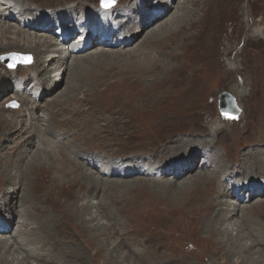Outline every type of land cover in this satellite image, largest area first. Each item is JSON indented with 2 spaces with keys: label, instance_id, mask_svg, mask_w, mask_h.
<instances>
[{
  "label": "rangeland",
  "instance_id": "obj_1",
  "mask_svg": "<svg viewBox=\"0 0 264 264\" xmlns=\"http://www.w3.org/2000/svg\"><path fill=\"white\" fill-rule=\"evenodd\" d=\"M28 1H38L40 4L42 3V6L45 5V7L49 6V8L56 9L61 8L62 5L75 1L102 3V0ZM110 1L112 4L109 6H105L103 3L101 5L104 8H112L117 3L116 0ZM126 1L129 2V0ZM135 1L137 0H130L131 3ZM138 1L141 2L140 0ZM178 1L181 0H171V2H168V4H173L170 10L162 19L150 23V27L148 26L144 31H141L138 38L132 41L133 44L131 43V45L128 46L129 49L141 40L143 42L144 40L146 41L147 39L143 37L149 29L161 23H165L169 18L176 15L175 12L180 8V6L176 8ZM212 1L205 0L204 3L199 5L200 7L198 6L195 9L196 14L194 13V16L201 17L202 22L200 26H196L197 28L194 27L190 31H187L186 36L185 32H182V30L179 31L178 28L163 37L160 35L157 39L151 40L148 43L145 42L147 43L145 45L146 47L141 46L147 50L153 48V50L161 55L158 60L164 57L168 59L166 64L155 65V68L150 67V70L145 73V76L158 74L148 87L135 85L134 83L138 82L137 77L124 74L125 60H123L122 56L121 63H114L107 70L114 75H107L105 77L101 71H97L94 76L87 77L84 82L80 83L74 89L75 92L71 93L72 96L62 97L67 98L66 101L54 102L53 99L55 95L61 93L68 84V76L66 73H64L63 80L60 81L59 85L53 90H48L51 83L55 80L53 77H55L58 68V66H55L51 69L50 79L47 80L46 84L40 85L37 91L33 88L38 86H35V84L39 77H31L30 72L27 70V68L33 64L34 57L36 56L34 54L14 50L16 46L12 44V41L9 43L11 48L7 50L3 49L4 51L0 53V113L5 114L8 118H15L19 115V118L16 119L24 118V120H26L24 124L26 127L32 128L31 133L38 137L43 149L34 148L32 151L37 152L39 155L44 151L42 156L55 166L50 172L39 175H32L30 172H27L26 174H29L30 181H22L23 187L21 186L19 188V186H17L19 195L16 202H18L20 210H26V217L30 222L40 221L41 217L48 213L54 214L57 217L59 215V220L54 222L55 224L52 226L53 234L55 235H53V239L55 238L56 242L54 245H50L55 251L59 249L63 250L61 253L62 259L64 258L63 262L61 260L62 263L93 264V260L95 261L98 259L97 264H103L106 258L111 254L110 249L116 245L117 247L114 248L116 251L113 250L114 253L112 254L114 255L117 253L126 259L122 261V258L119 257L117 263L110 260L107 264H138L137 258L133 255L131 248L137 251V246L139 244H145L147 237L150 235H152V239L159 243L160 246L164 244V248H162L158 256L162 258L160 259L161 264H178V262L184 259L180 255L181 252H187L185 255L189 257V261H191L192 264H236L237 261H242L243 264H253V259L255 258L264 261V192L258 197L255 196L254 194L256 192L253 190V185L252 188H250L251 184L249 183L243 184L245 186L237 190L235 197H240L239 201H243V204H240L241 207L248 206L245 216L249 221L247 220L246 224L241 223L242 228L240 229H243V236L238 240V243L247 244V246H250V250L231 254L228 251L225 252V250H222V246L224 245L221 246L218 243L221 237L218 236L216 232L211 233L210 231L212 225L211 215L215 213L214 209L217 206L212 205L214 203L213 201L212 203L205 202L209 197V191L207 193L205 188L213 187V185L216 184V178L219 174L218 170L212 171L205 170L204 168L197 170L209 174L212 178L210 181H203L192 187L191 193L187 197L188 199L186 198L187 205L184 204V207L179 204L175 205L176 203L170 198H172V195L177 194V191H180L178 184L185 180V178L190 177L192 179L197 171H194L180 180H175L165 186L159 187L145 182L141 178L132 180L131 178H133V175L117 178L122 180H117L113 178V176L110 178H103L108 175V168L105 164H102L99 159H96L95 162H93L92 169L89 167L91 166L90 164L86 166L88 171L92 173L102 171L103 175L98 173L99 176H97L95 173L94 174L95 177L103 181L124 183L117 185V187H110L109 189H105L101 184H97L96 186L99 187L98 189L99 191L101 189V191L96 196H91L90 194L93 189L90 183H85V181L80 178L81 171L85 169V164L81 160V157L83 158L85 155H89L91 149H93L92 156L100 153L106 157L109 156L108 158L111 160L115 159L124 162L131 158L128 153L136 148L137 150H155L158 146L168 143V141V146H171L170 141L174 136H177L176 134L178 132H186L183 136L189 137L185 143V145L189 144L188 147L193 143H195L193 144L194 146H191L195 147L196 143L207 142V144L202 146L201 151H198L196 158L193 160V164L196 168L201 165L203 157L206 156L210 158L211 162V164L207 163L208 168L211 169L216 163L220 167L235 169L240 176L243 174L240 178V182L259 181L261 185L264 186V177H258L252 174L248 166L250 164L249 158L261 156L260 151L264 150V0ZM199 2H201V0H199ZM213 10L215 11L213 12ZM41 11L46 12L45 14L48 16L47 14L49 13L47 11ZM96 11L94 9L92 17L96 16ZM151 11L153 12V10ZM204 11L205 13L203 14ZM206 11L208 12L206 13ZM119 12L121 16L118 18L122 20L128 18L130 15H132L130 18L135 17L134 14H127L125 11ZM211 12L213 13L211 14ZM137 16L139 17L141 15L139 14ZM214 16H216L215 19L213 18ZM19 18L20 17L14 12V19L17 20ZM137 18L134 19L136 20ZM85 19L86 18H84L83 21H85ZM65 21L64 25L66 29L64 30L68 37L66 40H62L65 34L60 35L59 33L61 30L58 31L54 28L52 22L42 24L41 26H43L44 30L39 32L49 37V39L54 40L58 38V41H63L66 44H64L66 57H68V61H71L70 58L73 54L68 56L69 52L67 47L80 43V41L78 42L77 34L82 31L77 27L82 23L80 19H69ZM112 26H115V22L112 23ZM133 28V25H129L127 31ZM204 29L209 30V40L205 44L206 47H201L199 45H202L201 35ZM117 37H119V35ZM108 39H111V36ZM5 43L6 41H2L1 44L7 45ZM85 45L87 44L82 43L81 46L84 47ZM19 46L33 48V46L21 43ZM100 46L102 45H93L91 49L81 54L87 55L91 50L95 51L102 49L99 48ZM104 48L108 49L105 46ZM8 52H15L28 56V58H30L29 64L18 63L14 68H9L1 59V56ZM167 53H174V57H168ZM48 56L49 55L45 53L42 56V60L47 59ZM49 61L50 60H47L45 64L49 63ZM51 66L52 65L49 67ZM157 68L159 70H157ZM178 72H181V75L176 76ZM6 73L12 76V82H9L8 90L3 88L6 85L4 84L7 78ZM162 76L165 77V85L159 84V80ZM170 76H172V78L174 77V80L171 81L169 85H166L171 80H168ZM200 79H203V86L198 82ZM131 80L137 81L131 86ZM243 80H245V85H243ZM95 82H99V84L94 86L93 83ZM19 84H22L20 88H18ZM19 89H25L24 91L26 93L23 95L26 99L25 104L19 99L21 98V91H19ZM43 91L44 93L42 94ZM183 91L185 93H182ZM199 91L200 93H198ZM40 93L42 94L41 96ZM224 93L233 97L239 109V112L234 116L228 114V112L220 111L219 109V103L221 102L220 95ZM178 94H183V97L180 95L181 98L180 96L178 98ZM50 98L53 101L50 103L48 101L47 104V100ZM33 100L41 105L40 108L37 109L33 106L32 109L34 110L31 109L30 106H32ZM29 104L30 106L28 107L27 105ZM31 111L35 112V116L40 115V121L28 119V113ZM25 113L26 117L24 116ZM89 117H91L90 119H93V121H96L95 117H104L106 120L100 125L95 124L93 130H91V124L95 123L93 121H88L89 125H87V123L85 125L82 123V125L80 123H74L76 120L85 122ZM9 124L10 121L5 118L0 119V145H2L0 154L6 153L7 148L15 144V140L18 139L13 137L11 141L2 142L3 139L1 138H5L3 133L8 130L7 126H10ZM207 127L213 132L208 131L206 129ZM142 128L147 129L140 130ZM14 129L17 130L18 128L15 127ZM106 130L111 134L105 133ZM14 133L20 135V129ZM119 135L123 138L119 139ZM7 137L9 136L7 135ZM50 138L51 140L53 139L59 142L57 143L56 152L50 146L53 145L52 142L50 143ZM70 139L74 142L72 141V143H69ZM68 143L70 145H67ZM6 145L9 146L5 149ZM78 147L81 148L82 152ZM245 152L247 153L244 154ZM82 154L84 156H82ZM187 156H189V153L181 158L185 160L186 163L187 158L185 157ZM67 159H69L68 161L70 162H68ZM2 160L3 158L0 155V163ZM158 160L159 158H156L148 169V171L154 173L157 178L163 176L168 168V166L159 163L160 160L159 162ZM63 162L65 163L63 164ZM73 164L76 166L78 165L79 171L72 172L74 168ZM117 164L119 165L118 169L122 171H126L130 168L123 163ZM241 166H243V168H241ZM173 168H175V166ZM220 170L223 171L222 168H220ZM249 170L250 173H248ZM56 172L66 180L73 179L72 181L61 184L64 189L63 193H59L56 188L51 187V183L60 184L55 177L56 174L54 173ZM0 175L1 202L6 199V195L3 192H5L7 184H4L6 178L1 171V164ZM166 177L171 180L174 179L173 174L170 173L167 174ZM78 190L80 191L78 192ZM109 194H111V197ZM227 195L228 194H226V198L229 200L227 204L232 206L234 203L232 204L231 202L235 200ZM102 196L106 199L109 197V202L107 204L109 209L107 212L110 214L107 216H103V214L99 212L100 208L97 205L98 201H103L104 198L100 200ZM89 200L93 207L90 213L91 216L88 218L95 227L104 225L106 227L107 237L105 234L104 237L101 236V241L95 242L96 244L92 242L93 244H91V249H93V251L95 246L101 244L106 246L101 252V257L93 256L92 254L87 255L88 257L85 263L81 258H77L75 253L68 251V246L71 247L67 241L68 238H70L69 234L71 228L67 222H76V217L74 218L75 215L70 212H72L73 207L75 209L77 208V211H80L82 208L81 202H87ZM66 201L69 203H66ZM260 203H262V207L259 206ZM252 206L254 207L253 210L249 208ZM45 207L47 209H45ZM183 209L186 212H184ZM240 212L241 211H238L239 215L241 214ZM154 213L159 214V216L155 218ZM238 216L234 215L232 219L223 221L221 229L226 226L229 227V229H234L235 227L233 224L236 223V225H239ZM16 219L11 220L10 222L12 223L8 222V234L14 233L17 230V227H15L17 224ZM1 222L3 223V221ZM39 223L41 224V222ZM146 223L152 224L146 226ZM247 224L251 227H257L259 230L253 232V237L246 231L247 226L245 225ZM44 227L45 225L41 224V228L39 227L40 230L32 231L33 229H30L28 230L29 232L25 231L20 234L21 239L18 240V243L21 245L22 249H24L25 255L29 257H27V259L30 264H51L50 258L53 256L44 253V247L49 245L42 233ZM235 231L236 230H233V234L236 233ZM86 233L84 232V235L88 236ZM2 236L4 237L6 235L3 234ZM90 237L92 238V235H90ZM104 238H107L106 241L103 240ZM256 240L258 241L256 242ZM39 247L43 248L44 254L39 256L40 258L31 253L35 250L39 251ZM224 247H228V245ZM17 255L21 258L23 253L17 252ZM82 255L84 257V252ZM61 262L59 258H57L55 264H62Z\"/></svg>",
  "mask_w": 264,
  "mask_h": 264
},
{
  "label": "bare ground",
  "instance_id": "obj_2",
  "mask_svg": "<svg viewBox=\"0 0 264 264\" xmlns=\"http://www.w3.org/2000/svg\"><path fill=\"white\" fill-rule=\"evenodd\" d=\"M140 1L141 2H139L137 0L133 3H131L130 0H129V2L126 0H116L117 3L112 8H104L101 5L102 3H100V2L99 3H94V2L88 3L85 1H75V2H71L69 4L64 3L65 5H62L61 8L56 9V8H49V6L45 7V5L42 6L41 5L42 3L40 4L38 1H37L38 2L37 3V2H32V1L30 2L28 0H0V53L3 52L4 50L10 49L11 46L9 45V43H10V41H12L13 42L12 44H14V46H16V48H14V50L34 54L36 56V57H34V60H33L34 65L32 64L29 68H27V70L30 72L31 77H34V78L36 76L39 77L37 80L38 83L37 82H36V84L34 83L35 86L36 85H38V86H36V88L35 87L33 88L37 91H38L40 85L46 84L47 80L50 79V72H52L51 69L54 68L55 66H58L55 77H53V79L55 78V80L51 83L48 90H53L57 85H59L60 81L63 80L64 73H66L68 76V84L66 85V87L64 88V90L61 93L55 95V98L53 99L54 102H56V101L60 102L62 100L66 101L67 98H62V97L72 96L71 93L75 92L74 89L80 83L84 82V80L87 77L94 76L97 71L98 72L101 71L105 77L107 75L108 76L114 75V74L109 73L107 70L109 69V67L112 64L120 62L122 59V56H123V60H125V68H124L125 70L123 71L124 74L127 76H130V75L136 76L138 79L137 83H134L137 80L136 81L131 80L130 81L131 86L134 83L135 85H139L142 87H146V86L148 87L150 85V83L154 80V78H156V76L158 74L145 76V73H147L150 70V67H154L155 65L158 66L159 64H162V65L166 64V62H168V59H167V57H164V58L158 60L161 55L159 53H157L155 50H153V48L147 50L146 48H143L141 46H145L149 41L157 39L160 35H162V37H163L164 35L172 32L178 28H179V31L182 30V32H185V36H186L187 31H190L192 28H194L196 26H200L202 19H201V17L194 16V13H195V9L200 4L204 3L205 0H201V2H199V0H181V1H178L176 8L179 6H180V8H178V10L175 12L176 15L169 18V20L166 21L165 23H163V24L161 23V24L157 25L156 27L149 29L147 31V33L145 34V36L143 37L147 40L146 41L144 40V42L141 40L140 42L133 45L132 48L129 49L128 46L131 45L132 41H135L134 39L138 38L141 31H144V29L148 28L150 23H154V22H157L160 19H162L164 17V15L170 10V7L173 6V4H168V2H171V0H140ZM212 2H215V1H212ZM107 6H109V5H107ZM94 9H95V11H96V9L102 10L99 14L100 16H98L99 18L96 19L97 22L96 21L94 22L93 17H92V15L94 13ZM173 9H174V7H173ZM179 9H181V10H179ZM41 10L47 11L49 13V14H47L48 16H46V14H45L46 12L41 11ZM145 10H147V11H145ZM151 10H153V12ZM37 11H40V12H37ZM119 11H125L127 14H134L135 17L130 18V16H132V15H130L128 18L122 20V19L118 18L121 16ZM214 11L215 10H213V12ZM14 12L16 13V15H18L20 17L19 19H17V20L14 19ZM146 12H147V14H146ZM207 12L208 11H206V13ZM213 12H211V14ZM138 13L141 16L138 17L137 16V15H139ZM153 13H155V14H153ZM204 13H205V11L203 12V14ZM84 18H86L85 23L83 21ZM134 18H137V19L135 20ZM207 18H208V15H207ZM213 18L215 19L216 16H214ZM69 19H73V20L74 19L75 20L80 19L81 20L80 22L82 24H79V26L77 25L78 26L77 28H79L82 31L81 33L77 34L78 40L82 38L81 34L84 31L87 32L86 37L82 41H80V43L67 47V50L69 52L68 56L73 54V55H71V58H70L71 61H68V59H67L68 57H66L67 55H66L65 50H64L66 44L64 42L58 41V38H55L54 40L49 39V37L45 36L42 33L40 34V32H39L41 30H44L43 26H41L42 24L52 22V25L54 28H56L58 31L61 30L60 34H62V33L65 34V30H64V29H66V27L64 25L66 22L65 20L68 21ZM8 21H10L11 23ZM98 22H100V24H98ZM113 22H115V26H112ZM46 25H48V24H46ZM129 25H133L134 28L130 31H127ZM196 28H195V30H196ZM206 29H208V28H206ZM128 33H129V36H128ZM208 33H209V30L204 29V32L201 35L202 45L200 44L199 46L206 47L205 44L209 40ZM118 35H119V37H117ZM110 36H111V39H108ZM179 36H181V35H179ZM181 37H183V36H181ZM64 38L68 39L67 36H64ZM2 41H6L5 44H7V45H2L1 44ZM145 42H147V43H145ZM20 43L21 44H27L28 46H33V48L19 46ZM82 43L83 44L86 43L87 45H85L83 47V46H81ZM93 45H102L99 47L102 49H98L95 51L91 50V51H89V53L87 52L88 53L87 55L81 54V53H84L85 51L91 49V47H93ZM104 46L107 47L108 49H105ZM95 47H98V46H95ZM185 47H186V45H185ZM188 48H189V46H188ZM45 53H47V55H49V56L47 59L42 60V56ZM184 53H185V51H184ZM173 55H174V53H171V54L167 53L168 57L172 58V57H174ZM20 56L24 57V58L27 57V56L22 55V54H20ZM47 60H50V61H49V63L45 64L47 62ZM202 62H203V60H202ZM21 64H25V63H21ZM50 65H52V66L49 67ZM9 68H11V67H9ZM113 68H115V67H113ZM157 70H159V69L157 68ZM160 73H162V72H160ZM6 75H7V78L4 81V84H6V85L3 88L7 89L9 86V82L10 83L12 82L11 81L12 76L9 73H6ZM178 75H181V72H178L176 74V76H178ZM163 77L164 76H162L159 80L160 85H165L164 84L165 77L164 78ZM168 80H170V81L166 85H169V83L174 80V77L172 78V76H170L168 78ZM198 82H200V85L203 86V79L198 80ZM93 84H94V86H97L99 84V82H95ZM21 85L19 84V87L18 86L17 87L20 88ZM243 85H245V80H243ZM103 86H104V84H103ZM24 90L25 89H19V91H21V98H19V99L22 100L23 104L26 103V101H25L26 99L23 96L26 93ZM132 90H133V88H132ZM200 91L198 93H200ZM43 93H44V91L42 92V94ZM182 93H185V92L183 91ZM42 94L40 93V96ZM180 95L181 94H178V98ZM181 96H180V98H181ZM184 98H186V97H184ZM53 100L51 98L48 99L47 104H48V101L50 103ZM27 106L29 107L30 104ZM33 106H35L38 109V108H40L41 105L37 104V102L35 100H33L32 106H30L31 109ZM32 110H34V109H32ZM19 116H16L15 118L14 117L8 118L5 114L0 113V119L5 118L6 120L10 121V124H9L10 126H7L8 130L5 131V133H3L5 138H1V139H3L2 142L5 143L8 141H11L13 137L18 138L15 140L16 143L13 144L12 146H10V147H8L9 145L5 146V149L8 147L6 150V153L4 152V153L0 154L3 158V160L0 163L1 164V171L3 172V176H5V178H6V181L4 184L7 183L6 187H5V192H3L6 195V199H5V201L0 202V217H2V218H0V264H30L28 259H27L28 256L25 255V251H24V249H22L21 245L18 243V240L21 239L20 234L22 232H25V231L29 232L28 230H30V229H33L32 231L40 230L39 227L41 228V224L45 225L44 229L42 228L44 230V231H42V233L45 236V240L47 241V243H49V245H46L44 247V253L50 254V256H53L50 258L51 264H55L57 258H59L60 262H61V260L63 262L64 258L62 259V255H61L63 250L59 249V250L55 251V249L53 250L51 245H50V244L54 245V243L56 242V239L55 238L53 239V235H54L53 233L54 232L52 230V228H53L52 226H53V224H55L54 222L59 220V218H60L59 215L57 217L54 214L48 213L45 216H42V217L40 216L41 217L40 221L37 220V221L30 222V221H28V219L26 217V210H23V209L20 210V206L18 205V202H16L18 195H19L17 186H19V188H20L22 186V181H27V182L30 181V177L28 176L29 174L28 175L26 174L27 172H30V174H32V175H39V174H42L45 172H50L53 168H55L54 165H52L45 157L42 156L44 151H42V154H40V155L37 152L32 151V149H34V148L42 149V147L40 145V141L38 140V137H36L33 133H31L32 128L26 127V125L24 124V122H26V120H24V118L16 119V118H19ZM24 116L26 117V113ZM39 116L40 115L35 116L34 111H31L28 113V119H31V120L35 119L37 121H40ZM90 118L91 117L86 119L85 122L80 121V120H76L74 123H80V124L82 123L83 125H85L87 123V125H89L88 121H93V119H90ZM95 119H96V121H93L95 123L91 124V130H93V126L95 124L100 125L102 122H104L106 120V118H104V117H95ZM108 122H109V119H108ZM15 127H17L18 129L15 130L14 129ZM19 129H20L21 133H20V135L19 134L16 135L14 132L18 131ZM44 129H46V128H44ZM144 129H147V128H142L140 130H144ZM206 129L210 132H213L208 127ZM105 133L111 134L107 130ZM185 133L186 132H184V133L178 132L176 134L177 136H174V138L170 141L171 146H168V144H169V141H168V143H165L162 146L161 145L158 146V148L155 150H152V149H150V150H145V149L137 150V148H136V149L132 150L130 153H128V155L131 156V158L130 159L128 158L129 160H126L124 162H120L119 160H115V159L111 160L108 158L109 156L106 157L100 153H97V154L95 153L96 155L92 156V150L93 149H91L90 150L91 153L89 155L84 156L83 155L84 153L82 154V156H84V157L83 158L81 157V160L85 164V169L81 171L80 178L82 180H84L85 183H87V182L90 183V186L93 188V189L91 188L92 190H91L90 194H91V196H96L101 191V189L99 191V189H98L99 187L96 186L97 184H99V185L101 184L103 187H105V189L106 188L109 189L110 187H117V185H119V184H124V183H118V182H106V181H103L102 179L95 177V174L97 176H99V174L103 175L102 171L101 172L96 171V173L94 172L95 174L88 171L86 166L90 164L91 166H89V167L92 169L93 168L92 167L93 162H95L96 159H99L102 162V164H105L108 168V170H107L108 175L103 177V178H110L113 176V178L117 179L118 177L120 178L121 176L133 175V178H131L132 180L137 179V178H141L145 182H149V183H151L155 186H159V187L165 186V185H167V184H169L175 180H180L183 177L188 176L191 173H193L194 171H197L201 168H204L205 170H212V171L218 170L219 174H218V177L216 178L217 179L216 184L213 185V187H206V188L204 187L206 189L207 193L209 191L208 200L205 202L206 203H212V201H213L216 204L213 203L212 205L217 206L214 209L215 213L211 215V218H212L211 224L212 225L210 227V231H211V233L216 232V234L221 237V239L218 240V243L221 246L222 245H224V246L228 245V247L222 246V250H225V252L228 251L231 254H234L235 252H244L246 250H250V246H247V244H242L241 242L238 243V240H240V238L243 236L242 235L243 229H240V228H242L241 223L246 224L247 220H248V218L245 216V214H247L246 210L248 209V206L241 207L240 204H243V201H239L240 197L236 198L235 195H236L237 190H239L245 186L243 184L249 183V184H251L250 185L251 187L249 186L250 188H252V185H253V190L256 192L254 195L258 197V196H260V194L262 192H264V186H262L259 181L258 182H256V181L240 182V180H241L240 178H241V176H243V174L240 176V174L235 169H228L225 167H220L216 163H215V166H213L211 169L208 168L207 163L211 164V162H210V158L206 157V156L203 157V160H202L203 162H201V165L198 168H196V166H194V164H193V160H194V158H196V154L198 153V151H201L202 146H204V144H207V142L196 143L195 147L191 146V145L195 144V143H193L188 147L189 144L185 145V143L189 139V137L183 136V135H185ZM35 134H37V133H35ZM7 135L9 137H7ZM118 138L122 139L123 137L121 135H119ZM50 140H51V138H50ZM67 141H69V140H67ZM72 141L73 140L70 139L69 143H72ZM51 142L53 143V145H50V146L55 151L57 148V143H59V142L56 140H53V139L50 141V143ZM196 142H199V141H196ZM69 143L67 145H70ZM60 147H62V146H60ZM1 148H2V145H0V149ZM79 149L81 150V148H79ZM263 151H260L261 156L260 155H259V157L253 156V157L249 158L250 164L248 166L250 167L251 173L258 176V177H264V152ZM81 152H82V150H81ZM47 153H48V151H47ZM188 153H189V156L185 157V158H187V163H186V161L181 159V158ZM246 153L247 152H245L244 154H246ZM69 154H71V153H69ZM79 154H81V153H79ZM244 154H242V155H244ZM55 158H56V155H55ZM78 158H80V157H78ZM156 158H159V160H160V162L158 160L159 163H161L162 165L164 164V165L168 166L164 175L161 177H158V178L155 176L154 173L148 171L151 164L154 163V160ZM234 158H236V157H234ZM59 159H61V158H59ZM68 160L69 159H67V161ZM68 162H70V161H68ZM64 163L65 162H63V164ZM117 163H123V164L129 166L130 168L126 171H122V170L118 169L119 165ZM171 165L173 167L175 166V168H173ZM77 166L74 165L72 172L79 171V168ZM219 167L222 168L223 171H221ZM241 168H243V166H241ZM250 170L248 171V173H250ZM169 173L173 174V176H174L173 180L166 177V175ZM54 174H56L55 177L60 182V184L59 183H56V184L51 183V185H52L51 187L56 188L59 193H63L64 189L62 188L61 184L65 183V182L72 181L73 179L66 180V179L62 178L61 176H59L57 174V172ZM211 175H212V173H211ZM237 175H239V176H237ZM34 178H36V177H34ZM211 178L212 177H210L209 174L202 172V171H197V173L195 175H193L192 179L190 177L185 178V180H183L182 182H180L178 184L179 185L178 188L180 191L179 192L177 191V194L172 195V198H170V199L173 200L174 203H176L175 205L179 204L180 206L184 207L185 206L184 204H186V198L191 193L192 187L194 185H197V184L203 182V181L204 182L207 180L210 181ZM53 179H54V177H53ZM117 180H122V179H117ZM8 190H10V191H8ZM93 190H94V192L95 191L96 192L94 193ZM79 191L80 190H78V192ZM227 192H229V193H227ZM226 194H228L227 196H230L235 200V201L231 202L232 204L234 203L232 206L227 204V202H229V200L226 198ZM45 196H46V194H45ZM109 196L111 197V194H109ZM73 197H74V195H73ZM89 198H91V197H89ZM101 199H103V201ZM203 199H205V198H203ZM203 199H202V202H203ZM81 200H82V198H81ZM100 200L101 201H98V203H97V205L100 208V211L99 210L98 211L101 214H103V216L109 215L110 213L107 212V210L109 209L107 207V204L109 202V197L106 199L104 196H102L100 198ZM43 201H44V199H43ZM46 202H47V200H46ZM66 203H69V202L66 201ZM81 206H82V208L80 209V211H77L76 210L77 208L75 209L73 207L72 212H70L71 214L75 215L74 218L76 217V222H69V221L67 222L71 228V231L69 234L70 238H68L67 241H68V244L71 245V247L68 246V248H69L68 251L75 253L77 258L78 257L81 258V260L86 263V258L88 257L87 255L92 254L93 256L101 257V252L106 248V246H104L103 244H101L99 246H95L94 251H93V249H91V244H93V243L96 244L95 242L101 241V236L104 237V235L106 234V227L104 225H102V226L99 225V227L98 226L95 227V225H93L91 223V221L89 220L88 217L91 216L90 213H91L92 207H93L90 200L87 202H84V201L81 202ZM259 206L262 207L263 206L262 203H260ZM51 208H52V206H51ZM249 208H251V210H253L254 207L252 206ZM45 209H47V208L45 207ZM67 210H69V209H67ZM238 211H241L240 215L238 214ZM184 212H186V211L184 210ZM234 215L235 216L239 215L238 216L239 225H236V223H235V224H233L235 227L234 229H229V227H227V226L224 227L223 229H221L222 222L227 221L228 219H232V217ZM157 216H159V214L154 213V217L157 218ZM16 217H17V219H16ZM14 219L17 220V224L15 222L16 226L15 225H13V226L17 227V230L14 233L8 234L9 233L8 228H7L8 222L12 223L10 221L14 220ZM1 221H3V223ZM39 222H41V224ZM150 224H152V223H146V226L147 225L149 226ZM245 226H247L246 227L247 233L250 234L252 237H253L254 231H259L257 227H251V226H249V224H247ZM60 227H61V225H60ZM94 230H95V233H94ZM233 230H236L235 234H233ZM84 232L85 233L87 232L86 234H88V236H85ZM115 233H116V231H115ZM3 234H5L6 236L3 237L2 236ZM90 235H92V238L90 237ZM106 237H107V234H106ZM216 238H217V236H216ZM106 239L107 238H104L103 240L106 241ZM257 241L258 240H256V242ZM154 244H156V245H154ZM79 245H80V247H79ZM115 247H117V246L115 245L110 249L111 254L108 258H106V260L103 264H107V262L110 260L112 262L117 263V259L119 257L122 258V261H124V259H126L125 257H121L117 253L114 255L112 254V253H114L113 250H115L114 249ZM162 248H164V244L160 246L159 243L155 242L152 239V235H150L149 237H147L145 244H143V245L139 244L137 246V251H136V249L134 250L132 248H131V250L133 251V255L136 256L138 264H161L160 259H162V258H161V256H160V258L158 256L160 255V251L162 250ZM82 251L84 252V254L86 256L84 255V257H83ZM17 252H20L21 254L23 253L21 258L18 257ZM31 253H33L34 255H37L38 258H40L39 256L44 255L42 247L40 248L39 251L35 250V251H32ZM186 253L187 252H181L180 255L184 259H182L181 262H178V264H192L191 261H189V257L185 255ZM168 256H169V253H168ZM112 257H113V259H112ZM73 260H75V259H73ZM253 262H254L253 264H264V261L262 259H256L255 258V259H253ZM97 263H98V259L95 261L93 260V264H97ZM62 264H66V262L62 263ZM236 264H243V263H242V261H237Z\"/></svg>",
  "mask_w": 264,
  "mask_h": 264
},
{
  "label": "water",
  "instance_id": "obj_3",
  "mask_svg": "<svg viewBox=\"0 0 264 264\" xmlns=\"http://www.w3.org/2000/svg\"><path fill=\"white\" fill-rule=\"evenodd\" d=\"M1 59L7 64V66L13 68L18 63H28L30 61V58L27 57H21L20 54L15 52H8L6 54H3L1 56ZM221 102L219 103V109L221 111H226L230 115H236L239 112L238 107L236 106L234 99L231 95L224 93L220 95Z\"/></svg>",
  "mask_w": 264,
  "mask_h": 264
},
{
  "label": "snow or ice",
  "instance_id": "obj_4",
  "mask_svg": "<svg viewBox=\"0 0 264 264\" xmlns=\"http://www.w3.org/2000/svg\"><path fill=\"white\" fill-rule=\"evenodd\" d=\"M102 3L107 6V0H102Z\"/></svg>",
  "mask_w": 264,
  "mask_h": 264
}]
</instances>
